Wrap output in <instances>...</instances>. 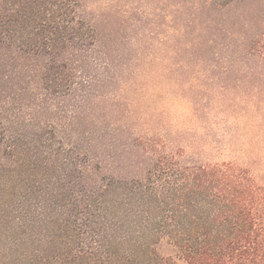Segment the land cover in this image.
I'll return each mask as SVG.
<instances>
[{
    "label": "trees",
    "instance_id": "trees-1",
    "mask_svg": "<svg viewBox=\"0 0 264 264\" xmlns=\"http://www.w3.org/2000/svg\"><path fill=\"white\" fill-rule=\"evenodd\" d=\"M204 85L264 119V0H0V264H264V184L139 98Z\"/></svg>",
    "mask_w": 264,
    "mask_h": 264
},
{
    "label": "rangeland",
    "instance_id": "rangeland-1",
    "mask_svg": "<svg viewBox=\"0 0 264 264\" xmlns=\"http://www.w3.org/2000/svg\"><path fill=\"white\" fill-rule=\"evenodd\" d=\"M208 87H202L205 96L199 97L197 102L166 86L144 88L139 98L150 113L157 107L160 122L156 120L155 127L160 134L177 139L188 153L199 152L205 161L236 160L248 166L264 184V119H256L250 101L247 106L224 101L211 94ZM151 99L153 105L149 102Z\"/></svg>",
    "mask_w": 264,
    "mask_h": 264
}]
</instances>
